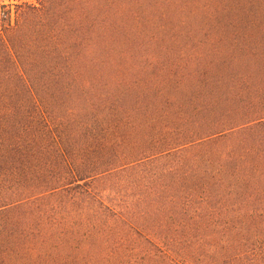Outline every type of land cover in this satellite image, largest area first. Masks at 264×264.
Listing matches in <instances>:
<instances>
[{
    "label": "trees",
    "instance_id": "1",
    "mask_svg": "<svg viewBox=\"0 0 264 264\" xmlns=\"http://www.w3.org/2000/svg\"><path fill=\"white\" fill-rule=\"evenodd\" d=\"M0 264H264V0L1 3Z\"/></svg>",
    "mask_w": 264,
    "mask_h": 264
},
{
    "label": "rangeland",
    "instance_id": "2",
    "mask_svg": "<svg viewBox=\"0 0 264 264\" xmlns=\"http://www.w3.org/2000/svg\"><path fill=\"white\" fill-rule=\"evenodd\" d=\"M16 1H18V0H0V4L1 3H5V4H7V3H15Z\"/></svg>",
    "mask_w": 264,
    "mask_h": 264
}]
</instances>
